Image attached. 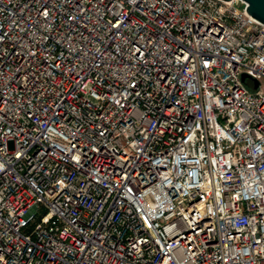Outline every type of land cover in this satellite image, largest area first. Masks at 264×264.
Listing matches in <instances>:
<instances>
[{
	"label": "built area",
	"instance_id": "obj_1",
	"mask_svg": "<svg viewBox=\"0 0 264 264\" xmlns=\"http://www.w3.org/2000/svg\"><path fill=\"white\" fill-rule=\"evenodd\" d=\"M239 1L0 0V264H264Z\"/></svg>",
	"mask_w": 264,
	"mask_h": 264
},
{
	"label": "water",
	"instance_id": "obj_2",
	"mask_svg": "<svg viewBox=\"0 0 264 264\" xmlns=\"http://www.w3.org/2000/svg\"><path fill=\"white\" fill-rule=\"evenodd\" d=\"M226 2H230L231 0H222ZM246 4V11L247 15H251L250 17L262 24H264V0H243ZM236 8L242 11L245 4L236 0L235 3L232 4ZM245 74L242 75V80L245 78Z\"/></svg>",
	"mask_w": 264,
	"mask_h": 264
}]
</instances>
